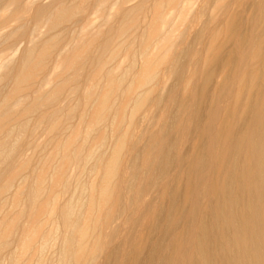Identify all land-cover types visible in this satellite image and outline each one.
I'll list each match as a JSON object with an SVG mask.
<instances>
[{
    "label": "bare ground",
    "instance_id": "1",
    "mask_svg": "<svg viewBox=\"0 0 264 264\" xmlns=\"http://www.w3.org/2000/svg\"><path fill=\"white\" fill-rule=\"evenodd\" d=\"M147 1L0 0V83L12 79L0 102V197L18 175L15 156L30 165L21 143L77 109L58 107L66 80L92 71L83 131L51 153L60 177L47 182L44 168L11 194L13 207L25 195L36 225L10 264H23L45 228L35 264H264V0H153L141 24ZM30 11L20 49L12 37ZM91 132L102 139L84 153L80 135ZM69 162L77 170L66 178ZM19 216L0 221L2 249ZM54 236L49 259L43 240Z\"/></svg>",
    "mask_w": 264,
    "mask_h": 264
},
{
    "label": "rangeland",
    "instance_id": "2",
    "mask_svg": "<svg viewBox=\"0 0 264 264\" xmlns=\"http://www.w3.org/2000/svg\"><path fill=\"white\" fill-rule=\"evenodd\" d=\"M52 1L53 0H44V4L47 5V4L51 3ZM129 5L133 6L131 3ZM152 6H153V0H148L146 2V4L144 5L143 10H141L139 15H137V18L140 17V19H139L140 22L143 20V17L145 18L146 21L150 18V15H151L150 10L152 9ZM142 15H143V17H142ZM189 15H191V14H189ZM32 16H33V11H30V13L26 12L22 16V18H23L22 21L26 20L28 22L27 26L23 27L22 29H19L16 32L19 35L15 33L14 36L12 37V40L20 41V43H21L19 45L20 49H22V47H23V43L21 41L26 39V38H24V39L21 38L22 35H24L23 37H26L31 31V27H32L31 18H32ZM204 18H202V19H204ZM26 21H24V22H26ZM175 22L178 23V19L177 20L175 19ZM20 23H21V21H20ZM11 24H12V26H15L18 23H11ZM141 24H143V21L141 22ZM73 27L74 26H72L70 28L73 29ZM142 27L143 26H141V28H140L141 30H142ZM197 28H198V25H194V28H192V30H191V34H193V32ZM181 29H182V26L180 27V30ZM141 30H139V31H141ZM6 44L7 43H4L3 45H1L0 49L3 48ZM17 54H19V52ZM122 56H124V54H122L118 60L121 61V59H123ZM127 61H128L127 57L126 58L124 57L123 64H127ZM49 72H51L50 69L48 70V72H45L43 74V76H47V75L51 74ZM91 72L92 71H91L90 67H88V68L86 67L85 69H81L79 71L78 78L75 81L66 80L68 85L65 88H63L61 91L62 95L60 94V101L62 99L64 101L63 102L61 101V103L59 101L58 107L65 109L66 107H70V105H76L77 109L73 112V115L71 117H69L68 120L62 121L61 126L58 125V127L54 130H50L49 122H47V121L42 122V124H41L42 126H40L38 129L39 133H35L36 135L35 134L29 135L27 137V141L25 143H24V141L21 143L22 149H24V151L22 152V155L26 154L25 157H31V162H30L29 167L26 169H23L20 167V163H21L20 161L21 160H20L19 153L15 156L14 162H12V164H11L12 166L10 167V169L11 170L13 169L16 172H18V175H17V177L13 183V187L11 188V190L6 195H3L0 197V221L5 217L6 219H5L4 223H7L11 218H13V215L16 214V212H19L20 216H19V220L17 221V223L14 225L11 232L9 233V238H7L8 242H9L8 247L5 249H2L0 247V264H10V258H9L10 254H12L14 252L18 253V251L20 250V247H21V242L28 239L31 236V234L33 233V231L35 229L34 227L36 225L34 223V221L31 220L28 216V207L26 206V203H25V195L21 196V199H20V202L18 203V206L13 207V199L11 198V194L17 190V186L23 180V178L27 177L29 179V181L31 182V181H33V179H35V177L39 174V172H41V170L44 168H45V171L47 172L46 173L47 182L51 183L56 172L58 173L56 176V179H58L60 177L61 169L59 171H58V169H59V163L62 160V158L57 157L58 159L55 158L56 159L55 160L52 158L51 153H52L56 143H58V142L63 143L67 139L68 131H70V130H74V131L75 130H79V131L81 130V131H83L84 127L80 123V117H81L82 113H85V111H86V107L84 110V102H83L84 100L82 99L83 98V92H84L83 88H84V85L91 80V78H92ZM53 76L54 75H52L51 77H53ZM40 77H42V74L40 75ZM40 77H39V79H40ZM54 79H55L54 82L58 81V79L56 77ZM9 80L8 79L6 80L8 82H6V81L1 82V83H3V85H5V87L7 89L4 88V91H3L4 93L1 92L0 102L8 94V89L10 90V88H11L12 79L10 81ZM1 83H0V85H1ZM6 83H7V85H6ZM35 84L36 83L33 84V86L31 87V90L29 89L28 93L30 96H32L34 94V91L36 88V86H34ZM8 86H10V87L8 88ZM49 107L50 106L47 107L48 110H51L52 107L51 108H49ZM53 107H54V105H53ZM31 116H32V118H31ZM33 116L35 117L36 113H31L29 116L34 121ZM86 121L88 122L89 120H86ZM78 124H79V126H78ZM61 131H63V132L61 133ZM91 134L93 135V133L91 132L90 135H88L86 138L84 136V133H82V135H80L81 140L79 143L83 144L84 153H86L87 151H89L92 148H95V145L98 144V142L102 139L100 132L94 133L93 137ZM62 137H63V141H62ZM36 144H38V145H36ZM43 145H45V146L43 147ZM30 146H32V147H30ZM39 157H41V158H39ZM36 161H37V163H36ZM76 166H77L76 162H69V164L63 170V174H61V175H63V176L65 175L66 178H67V176L72 177L77 170ZM0 167H1L0 168V172H1V170L4 168L3 164L0 165ZM52 169H53V171H52ZM19 170H20V172H19ZM7 174H8V172L6 173L5 171L1 174L0 185L4 184L7 181V179H8ZM49 174H50V178H49ZM79 177H80L81 181L85 182V183H87L90 180V178L92 177V174L90 173L89 164L82 171V173L79 175ZM24 187H26V186H24ZM57 188L60 189V187H57ZM72 192L64 193L63 195H61L60 196L61 202L67 196L68 197L72 196V194H73ZM41 217H42V215L39 217V219ZM46 227H47V224H46ZM127 227H128V225H127ZM31 230H33V231H31ZM43 230H44L43 232H41V230H40V231H38L37 234L33 235V241H32L31 246L29 248V250H31V252H30V254H28L29 255L28 258H27V256H24L23 261H22L23 264H35V260H34V258H32L33 254H34L33 250L37 249V246H38V244H40L42 237H44L48 231L47 228H45ZM125 231H126V228H125V226L122 225L121 232L118 233V235L112 240L111 245H114V246L117 245L120 242V240L122 239V236L125 233ZM59 238H61V236H56V237L54 236V238L52 237V239H51V237H48L47 239L43 240L45 242V248H44L45 255L48 256L49 259L53 258L52 252L54 250H57Z\"/></svg>",
    "mask_w": 264,
    "mask_h": 264
}]
</instances>
